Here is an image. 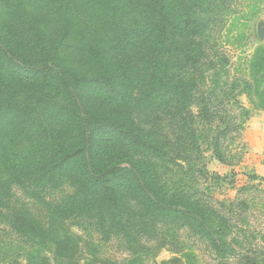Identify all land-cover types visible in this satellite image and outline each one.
<instances>
[{
    "label": "trees",
    "instance_id": "obj_1",
    "mask_svg": "<svg viewBox=\"0 0 264 264\" xmlns=\"http://www.w3.org/2000/svg\"><path fill=\"white\" fill-rule=\"evenodd\" d=\"M223 2L0 0V213L29 247L0 264L70 255L65 223L78 214L129 251L178 222L213 246L226 237L229 219L179 186L208 171L197 124ZM248 75L264 109V45ZM65 185L74 196L49 206L47 224L12 206L15 187L40 198Z\"/></svg>",
    "mask_w": 264,
    "mask_h": 264
},
{
    "label": "rangeland",
    "instance_id": "obj_2",
    "mask_svg": "<svg viewBox=\"0 0 264 264\" xmlns=\"http://www.w3.org/2000/svg\"><path fill=\"white\" fill-rule=\"evenodd\" d=\"M215 13L210 53L218 68L204 81L209 110L197 124L204 150L202 164L206 163L208 171L190 173L188 183L178 185L200 190V198L195 199L229 219L226 237L213 246L178 222L160 227L159 236L129 251L120 237L104 239L90 216L71 215L65 224L78 248L66 257L50 254L52 264H82L87 259L118 264H264V175L250 167L252 156L245 138L250 117L264 110L246 85L248 64L264 45V0H224ZM177 173L179 180L182 171ZM14 193L15 210L24 207L47 224L49 206L73 197L74 188L41 190L40 198H31L20 187ZM27 244L0 213V263L23 256Z\"/></svg>",
    "mask_w": 264,
    "mask_h": 264
},
{
    "label": "crops",
    "instance_id": "obj_3",
    "mask_svg": "<svg viewBox=\"0 0 264 264\" xmlns=\"http://www.w3.org/2000/svg\"><path fill=\"white\" fill-rule=\"evenodd\" d=\"M245 138L249 146L250 167L264 175V110L257 111L248 120Z\"/></svg>",
    "mask_w": 264,
    "mask_h": 264
}]
</instances>
